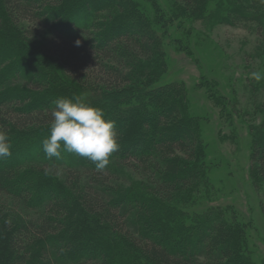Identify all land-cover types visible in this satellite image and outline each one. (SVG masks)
I'll return each mask as SVG.
<instances>
[{
	"label": "trees",
	"instance_id": "obj_1",
	"mask_svg": "<svg viewBox=\"0 0 264 264\" xmlns=\"http://www.w3.org/2000/svg\"><path fill=\"white\" fill-rule=\"evenodd\" d=\"M142 1L0 0V131L12 144L0 159V264H257L247 222L194 210L200 186L215 198L214 163L185 85L159 80L163 37L194 54L183 19L252 26L264 49V0ZM203 82L231 124L234 99ZM248 83L250 153L264 180V79ZM72 97L115 122L119 149L103 172L43 151L54 102Z\"/></svg>",
	"mask_w": 264,
	"mask_h": 264
},
{
	"label": "rangeland",
	"instance_id": "obj_2",
	"mask_svg": "<svg viewBox=\"0 0 264 264\" xmlns=\"http://www.w3.org/2000/svg\"><path fill=\"white\" fill-rule=\"evenodd\" d=\"M145 7L151 12V8ZM181 23L186 25L183 27L187 28L185 33L188 32L194 54L190 56L186 50L176 49L170 39L163 37L168 69L158 80L179 81L185 85L187 105L200 118L199 135L206 144L207 159L214 163L211 176L215 198L211 196L206 201V193L200 186L191 196L198 203L194 210L212 206L223 209L226 217L238 215L248 223L245 230L249 232L251 259L264 264V180L254 172L250 153L255 138L252 129L257 122H252L253 88L248 83L251 73H264L263 44L252 26L211 25L184 19ZM206 78L216 80L219 90L234 99L231 112L235 111V116L231 114V124L220 120V106L205 96L207 85L203 80ZM5 236L4 229L0 228L2 251Z\"/></svg>",
	"mask_w": 264,
	"mask_h": 264
},
{
	"label": "clouds",
	"instance_id": "obj_3",
	"mask_svg": "<svg viewBox=\"0 0 264 264\" xmlns=\"http://www.w3.org/2000/svg\"><path fill=\"white\" fill-rule=\"evenodd\" d=\"M250 76L257 81L264 79L260 72ZM54 103L50 135L43 142L45 155L51 159L60 158L62 151L74 153L103 172L119 149L115 122L106 119L102 109L92 107L81 97L59 98ZM11 148L9 136L0 131V159L11 155Z\"/></svg>",
	"mask_w": 264,
	"mask_h": 264
}]
</instances>
